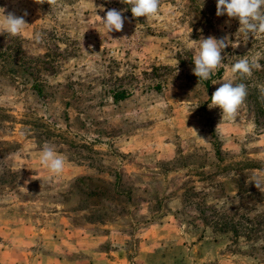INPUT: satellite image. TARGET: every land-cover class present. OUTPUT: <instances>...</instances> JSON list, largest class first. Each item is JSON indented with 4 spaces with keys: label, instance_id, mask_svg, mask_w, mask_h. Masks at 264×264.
<instances>
[{
    "label": "rangeland",
    "instance_id": "rangeland-1",
    "mask_svg": "<svg viewBox=\"0 0 264 264\" xmlns=\"http://www.w3.org/2000/svg\"><path fill=\"white\" fill-rule=\"evenodd\" d=\"M0 8L27 13L0 33V264H264V35L232 47L239 22L216 0H160L150 18L120 0ZM110 9L120 32L103 29ZM210 36L228 46L198 81ZM245 57L260 67L233 75ZM229 80L247 96L221 121L208 104Z\"/></svg>",
    "mask_w": 264,
    "mask_h": 264
},
{
    "label": "clouds",
    "instance_id": "clouds-1",
    "mask_svg": "<svg viewBox=\"0 0 264 264\" xmlns=\"http://www.w3.org/2000/svg\"><path fill=\"white\" fill-rule=\"evenodd\" d=\"M34 3L43 5L47 3L49 6L55 5L57 0H33ZM120 3L128 5L132 18L155 16L160 7V0H120ZM0 33H6L10 36H17L22 33L27 25L24 16H17L13 12L5 14V9L0 8ZM100 10L104 11L103 5ZM227 15L230 19L235 18L239 22V29L236 33L237 43H233L232 47L239 46L242 41L247 44L249 37L264 35V0H216V15ZM103 29L109 34L113 31L120 32L124 28L125 21L128 17L123 16L122 11L110 9L101 18ZM36 43L42 41L41 33L34 34ZM228 46L227 37L216 39L208 37L202 39L199 44V50L193 57L194 68L192 74L200 80H209L211 74L216 70L222 62V51ZM259 68L260 65L254 60L249 61L247 57L240 59L231 67L233 75L251 76L253 68ZM261 94L264 96V87L261 88ZM247 96L246 86L234 84L231 80L223 82L211 96V102L208 104L209 109L219 108L221 121H231L236 118L240 105ZM40 163L51 173L60 174L65 165V160L58 155L54 149L47 144L44 145L40 154ZM255 186L259 188V184L255 182Z\"/></svg>",
    "mask_w": 264,
    "mask_h": 264
},
{
    "label": "trees",
    "instance_id": "trees-1",
    "mask_svg": "<svg viewBox=\"0 0 264 264\" xmlns=\"http://www.w3.org/2000/svg\"><path fill=\"white\" fill-rule=\"evenodd\" d=\"M205 83H206L207 87H209V82L206 81ZM37 93H38V95H40L41 94V91L40 90H37ZM112 96H113V98L116 101V100L128 98L129 97V94L127 92H125V91H117V92H114Z\"/></svg>",
    "mask_w": 264,
    "mask_h": 264
}]
</instances>
